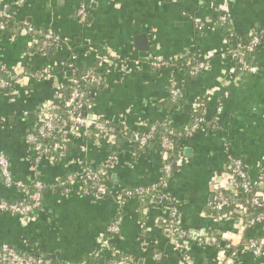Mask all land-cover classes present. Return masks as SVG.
I'll use <instances>...</instances> for the list:
<instances>
[{
    "label": "crops",
    "instance_id": "1",
    "mask_svg": "<svg viewBox=\"0 0 264 264\" xmlns=\"http://www.w3.org/2000/svg\"><path fill=\"white\" fill-rule=\"evenodd\" d=\"M14 12L17 22L37 28H50L58 44L49 54H36L32 39L25 33L0 36V67L17 71L29 67L48 69L51 76L36 81L22 76L8 94H0V151L10 164L14 181L21 187L7 188L0 177V201L23 199L34 180L44 186L40 208L34 220L22 222L0 211L2 245L53 263L78 264L86 258L108 264L116 256L128 257L134 264H185L180 252L165 233L164 208H142L132 197L120 201L125 190L155 186L162 176L163 161L154 146L137 155L127 140L95 147L88 139L71 137L70 152L54 163L42 162L34 174L32 153L25 135L43 109L54 103V87L64 82L67 64L75 56L80 68L96 58L113 55L118 69L107 73L105 86L94 95L92 114L110 124H120L133 133L148 124L165 119L168 98V71L156 72L150 59L193 53L208 66L196 76L178 73L182 86L179 107L170 115L171 124L186 126L193 105L203 104V114L211 123L216 110V128L204 127L182 143L178 170L164 189L178 205L180 227L187 233L186 254L193 264H263L249 251H243L250 237H263L260 226L245 227L235 220L215 222L208 218L213 192L222 182L227 152L244 165L251 181L264 168V0H1ZM84 5L85 24H79L76 11ZM228 18V28L236 37L259 36L251 63L256 74L234 72V61L225 52L228 46L216 13ZM144 34L148 51L133 48V37ZM73 61V60H72ZM29 66V67H28ZM34 116L31 122L28 115ZM65 132V129H62ZM108 169L109 197L82 195L78 189L62 194L56 181L85 165ZM209 211V212H208ZM239 222V221H238ZM113 223L118 234L102 244ZM206 235V239L203 238ZM222 236L227 237V241ZM217 237L219 245L208 239ZM226 242L232 243L228 248Z\"/></svg>",
    "mask_w": 264,
    "mask_h": 264
},
{
    "label": "built area",
    "instance_id": "2",
    "mask_svg": "<svg viewBox=\"0 0 264 264\" xmlns=\"http://www.w3.org/2000/svg\"><path fill=\"white\" fill-rule=\"evenodd\" d=\"M87 11L84 5H80L76 11V17L79 24H85L87 20ZM14 12L10 8L1 3L0 0V36L4 35L6 24L10 21L18 23V26L12 30V33L9 36H16L18 34L25 33L30 38L31 36H36L37 41L40 43L41 50L45 51L52 45L58 44V37L56 33L50 28H37L32 26L26 21L17 22L15 20ZM220 21H224V18H220ZM252 35V40L249 45L245 48L247 52L252 53L255 51L256 47L259 44V36L256 33ZM233 61L237 60L240 65V70L249 74H256L257 68L253 65L248 64L244 59V54L240 53L239 50L228 52ZM182 57L172 56L170 58L163 59H150L148 65L154 70L163 69L170 73L168 79L169 85V98L172 102H180L183 97L182 86L178 80H175V75H178V71L174 70L173 63L180 60ZM196 58V57H195ZM75 61V56L72 57L71 63ZM99 61V69H105L108 72L115 71L118 69V64L116 62V57L113 55H105L99 58H96ZM196 64L191 69L190 74L196 76L201 71L205 70L208 66V60H198L196 58ZM69 67L66 66L64 73V82L61 85L55 86L53 91L54 101L61 97L60 91L66 85H72L70 96L67 101L64 103L65 107V117H61L58 112V106L54 103H50L48 108L43 109L40 113L39 118L35 126L28 131L25 135V143L30 148V153H32L31 160V171L34 174L37 173V170L42 162L54 163L57 159H64L66 156V145L71 137H83L88 139L89 136H92L91 144L95 147H101L103 145L113 146L116 139L113 133V124H110L107 121H104L100 117H96L92 112L82 111L83 102V93L80 92L77 88V81H70L69 79ZM0 71L7 73L11 76V80L15 81L17 84L21 80L22 76L25 78H32L38 82L45 81L52 74L50 70L44 69L41 73H29L27 71H22L18 75L17 71H7L4 67H0ZM89 81L92 83H97V79L88 74ZM86 80V79H85ZM11 84L0 78V94L1 91L7 89ZM193 110L199 111L198 117L193 119L192 123L185 127V134L188 137H192L196 131L202 129L203 123L206 122L203 114V104L195 103L193 105ZM221 113V108L216 110V115L211 123L215 126L217 121V116ZM163 122V121H162ZM58 129L62 132L58 144L55 146H44L41 147L40 140L50 138L53 131ZM65 129V132L62 131ZM147 131V132H146ZM167 134L170 136V131H167ZM155 137V128L150 126L147 129V126L144 127V130L141 132L133 133V136L126 139L127 142H130L132 145L136 143L139 149L145 148ZM160 156L163 161L162 173L165 176H169L172 173L170 164L166 163L168 152L173 148L172 142L167 138H163L161 141ZM112 159H109V162L100 166L98 170L90 166H83L81 170L73 172L64 177V180L56 181V186L64 188L62 194H68L72 189H78L82 195H95L97 197H104L109 191L108 185V169L111 164ZM0 177L3 181V184L7 188H17L21 187L19 183L14 181L10 164L7 156L0 151ZM215 182H222L221 186H218L214 192L212 201L209 204V211L211 214H208V218L215 221H226L234 220L231 217H224L219 214L223 209L229 208V206L234 205L232 199H228L224 193V190L230 191H240L244 201L241 203H235L234 208L238 210L241 215L247 216L251 226H260L263 237H250L242 248L243 251H249L257 259H262L264 264V210L259 208L264 207V168L256 175L255 180L252 182L249 174L247 173L243 163L238 159L230 155L227 152L225 157L224 166L222 169L221 175H216ZM84 181H91L94 193L88 192L83 189ZM31 188L33 193L29 194V191L25 190V195L23 199L16 202L9 201H0V211L11 214L19 218L22 222H28L34 220L36 211L40 208L42 200V192L44 191V186L38 180H34ZM155 186L150 187H140L132 190H125L121 193L119 197L120 201H123L124 198L132 197H142L147 196L149 198V203L153 208H164L166 211V216L164 219L165 223V233L166 236L172 242L175 251L181 253L182 258L185 264H193V261L188 258L186 254V243H187V233L180 227V213L178 205L172 199H166L164 193L154 195ZM110 194V192H109ZM259 209V210H258ZM258 210V211H257ZM255 212L254 214H252ZM240 224L239 233L241 230L245 229L247 226L242 219L237 221ZM109 234L115 235L119 232V227L116 223H113L109 228H107ZM203 238L206 239V235H203ZM223 240L227 241L226 236H222ZM208 241L215 246L219 245V239L217 237H210ZM226 247L232 248V243L226 242ZM102 244L104 246L108 245V240L104 239ZM117 257V256H116ZM0 264H52L49 260L44 257H38L27 253H21L17 250L9 247L8 245H2L0 248ZM64 264V263H56ZM78 264H86L85 261H81ZM108 264H134V262L128 257H120L117 259H111Z\"/></svg>",
    "mask_w": 264,
    "mask_h": 264
},
{
    "label": "trees",
    "instance_id": "3",
    "mask_svg": "<svg viewBox=\"0 0 264 264\" xmlns=\"http://www.w3.org/2000/svg\"><path fill=\"white\" fill-rule=\"evenodd\" d=\"M220 18H224V21H220L219 20ZM228 22L229 21H228L227 16L225 15V13H223L221 11H217L215 26L222 30L223 38L227 41L228 46L226 47L225 52L228 53V52L235 51L238 49L240 53L244 54L245 61L248 64L252 65L253 63H251V61L254 58L253 56H254L255 51L252 53H249L245 49L249 45V43L251 42L252 35H247V36H243V37H236L230 31V28H228ZM17 26H18V23H16V22H13V21L8 22L6 24L4 36L8 37L12 33V30ZM31 39L33 41L34 52H36V54H38V55L49 54L51 52V50H53L54 47L56 46V45H52L51 47H49L48 49L43 51V50H41L40 43L37 41L36 36H31ZM196 61L197 60L195 58V55L193 53H190V54H187L186 56L180 58V60L176 61L175 63H173V68H174V70H176L180 74H182L184 77L189 76V75L191 76L190 72H191V69L195 66ZM66 66L71 68V69H69L70 81H73V80L77 81V83H78L77 88L80 92L83 93V98L81 100L83 102L82 103L83 104L82 111L92 112V107L94 104V98L93 97H94V95L98 94L99 92H101L103 90V88L105 86L106 78H107V71L105 69H102V70L99 69V61L98 60H95L87 68L78 67L75 64V61H73L70 64H67ZM26 71L29 73H41V70H35L32 67H29V69H27ZM161 71H164V70L160 69V70H157L156 72H161ZM234 72L236 73V75H239L240 73H246V72H243L242 70H240V65L237 62V60H234ZM88 74L94 76L97 79V83L90 82L89 78H88ZM0 78L8 81L11 84V86L9 88L1 91L4 94H8L9 92H11L14 89V86L16 85V83H15V81L11 80V76L9 74L4 73L3 71H0ZM175 80H177V78H175ZM71 86L70 85L64 86L62 88V90L60 91L61 97L59 99H57V101L59 102L57 112L61 117H65L64 103H65V101L68 100V98L70 96ZM169 88L170 87L168 85V92H169ZM168 98H169V95H168ZM160 106L166 107V110H167V114H166L165 119H163V122L146 125L147 129L150 128V126H154V128H155L154 139L143 149H139V147L136 143L133 144V148H134L133 151L137 155H140L142 153L143 154L146 153L148 151L149 145H153L155 148V151L160 153V151L162 150L161 141L165 137H167L173 144V148L168 152V157L166 160V163L170 164V166H171L172 173L169 176H165L162 173L160 180L155 185L154 193H153L154 195L163 194L164 189L172 183L173 175L178 170V162H179V159H180V156L182 153V146L181 145L184 141L189 139V137L185 134V127L189 126L192 123L193 119H195V117H198L197 115L199 114V111L192 110L191 119H190L189 123L186 126L176 128L170 122L171 121L170 115L179 107V102H172L169 98L167 100V102H163ZM111 127L113 128V133H114L116 142L118 140L124 141V140L133 136V132L128 131L124 126H122L120 124H113ZM202 127L203 128L207 127L209 129L216 128V126L213 123H209L207 121L205 123H203ZM167 131H170V133H171L170 136L167 134ZM61 134H62V132L59 131L58 129L54 130L50 138L41 139L39 141L41 147H44V146L53 147L56 144L60 143L59 139H60ZM88 140L91 142L92 136H89ZM64 145H66V152L65 153L67 155L70 152V147L68 146V144H64ZM59 160L60 159H57L56 161L59 162ZM98 168L99 167L97 166L96 170H98ZM61 180H64V178ZM91 188H93L91 181H84L83 189L87 190L88 192L94 193V189H91ZM56 189L60 193H63V191H64V188H62V187L56 186ZM28 191H29V194L33 193L32 188H29ZM224 193L229 200L232 199L233 203L234 202L235 203H241L244 201V198H243L242 194L240 193V191H235V193H234V191H230L227 189V190H224ZM109 195L110 194L108 191V193L104 197H109ZM165 198L170 199L169 196H167V195H165ZM128 199H130V198L126 197L123 199V201L128 200ZM138 199L140 200V203L142 204L141 205L142 208H153L152 205L149 203V198L147 196H142V197H139ZM235 203H234V205H236ZM234 205L232 204V206H229V208L223 209L221 212H219V214L224 216V217H231L235 221H239L240 219H242L243 222L247 226L252 227L250 222H249L248 217L241 215L238 212V210L234 208ZM259 209L264 210V207L259 208ZM209 213L211 214V212H209ZM254 213L255 212H253L252 214H254ZM112 236H113L112 234H109L107 232L105 239H107L108 237H112ZM120 257H122V256H117V257H114L113 259H117ZM83 261H85L86 264H97L96 261L94 259L92 260L91 258H86ZM51 263L56 264L53 262H51Z\"/></svg>",
    "mask_w": 264,
    "mask_h": 264
},
{
    "label": "water",
    "instance_id": "4",
    "mask_svg": "<svg viewBox=\"0 0 264 264\" xmlns=\"http://www.w3.org/2000/svg\"><path fill=\"white\" fill-rule=\"evenodd\" d=\"M133 48L139 52H147L148 51V39L146 38V35L141 34L133 37ZM54 104L59 106L58 101H54ZM27 118L29 121L33 122L34 116L32 114L28 115ZM153 145H149V147H152Z\"/></svg>",
    "mask_w": 264,
    "mask_h": 264
}]
</instances>
